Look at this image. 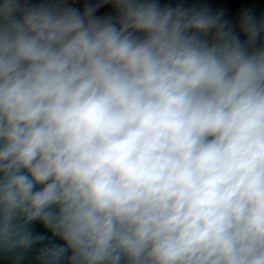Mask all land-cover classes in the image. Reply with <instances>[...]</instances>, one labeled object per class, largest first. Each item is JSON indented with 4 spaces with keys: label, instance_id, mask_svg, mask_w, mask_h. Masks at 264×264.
<instances>
[{
    "label": "clouds",
    "instance_id": "1",
    "mask_svg": "<svg viewBox=\"0 0 264 264\" xmlns=\"http://www.w3.org/2000/svg\"><path fill=\"white\" fill-rule=\"evenodd\" d=\"M216 2L0 0V264H264V8Z\"/></svg>",
    "mask_w": 264,
    "mask_h": 264
},
{
    "label": "water",
    "instance_id": "2",
    "mask_svg": "<svg viewBox=\"0 0 264 264\" xmlns=\"http://www.w3.org/2000/svg\"><path fill=\"white\" fill-rule=\"evenodd\" d=\"M249 6H254L258 10L261 8H264V4L260 3V0H247ZM215 6H228L225 3H223V0H217Z\"/></svg>",
    "mask_w": 264,
    "mask_h": 264
}]
</instances>
